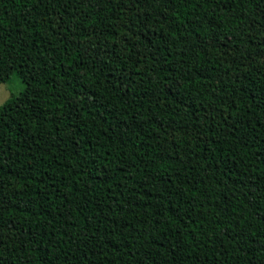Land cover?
I'll return each mask as SVG.
<instances>
[{
  "label": "trees",
  "instance_id": "obj_1",
  "mask_svg": "<svg viewBox=\"0 0 264 264\" xmlns=\"http://www.w3.org/2000/svg\"><path fill=\"white\" fill-rule=\"evenodd\" d=\"M0 264H264V0H0Z\"/></svg>",
  "mask_w": 264,
  "mask_h": 264
},
{
  "label": "rangeland",
  "instance_id": "obj_2",
  "mask_svg": "<svg viewBox=\"0 0 264 264\" xmlns=\"http://www.w3.org/2000/svg\"><path fill=\"white\" fill-rule=\"evenodd\" d=\"M19 89L20 82L13 76L8 81L0 83V104L10 95L17 93Z\"/></svg>",
  "mask_w": 264,
  "mask_h": 264
}]
</instances>
